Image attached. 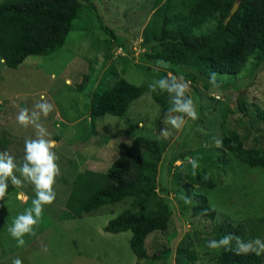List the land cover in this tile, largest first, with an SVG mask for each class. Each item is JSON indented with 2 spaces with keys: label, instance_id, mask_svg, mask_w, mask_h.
<instances>
[{
  "label": "rangeland",
  "instance_id": "obj_1",
  "mask_svg": "<svg viewBox=\"0 0 264 264\" xmlns=\"http://www.w3.org/2000/svg\"><path fill=\"white\" fill-rule=\"evenodd\" d=\"M162 1L94 0L97 13L109 26L119 29L116 31L124 38L129 52L114 44L101 29L94 9L87 7L79 9L61 49L48 56L28 57L16 70L0 61V151H8L17 163L22 162L24 141L35 138V130L20 126L16 116L20 108L31 110L44 96L54 110L41 120L57 142L54 151L60 167L54 186L56 199L44 206L35 236L26 235L23 247L17 246L9 227L17 215L31 207L34 185L24 182L0 200V264H12L14 257L23 264H176L181 248L195 252L194 264H218L222 249L207 247L209 240L221 237L217 225L238 227V236L244 239H263L258 219L264 212V171L246 166L230 153L227 165L218 163L216 158L224 120L228 129L239 134L243 147L264 148V123L257 117V111L264 109V56H252L236 76L216 75L218 86L208 83L205 88L199 82H191V97L194 100L193 91L199 96L195 103L200 107L199 117L195 121L185 118L180 130L164 123L166 116L148 93L134 100L122 118H93L90 114L95 90L112 88L119 80L149 86L168 74L140 60V55L155 51L148 48L153 44L144 45L143 39L145 33L160 26L156 9ZM172 2L173 13L188 12L190 0ZM212 26L197 34L211 31ZM87 74L90 78L80 88ZM239 99L245 106V115L239 110ZM165 127L172 133L168 138L161 136V128ZM137 136L168 143L167 155L160 164L158 187L168 190L167 200L174 211L166 230L147 237L148 256L138 263L129 246L130 232H104L109 220L131 209V199L79 219H61L74 176L80 172L104 176L118 155L119 144L129 143ZM190 157L199 162L196 174L205 172L221 182L207 192L210 205L217 211L213 222L194 216L192 204L184 199L185 175L192 174ZM195 192L203 191L196 188ZM45 247L46 252L42 250ZM169 247L172 250L168 260L154 258Z\"/></svg>",
  "mask_w": 264,
  "mask_h": 264
},
{
  "label": "trees",
  "instance_id": "obj_2",
  "mask_svg": "<svg viewBox=\"0 0 264 264\" xmlns=\"http://www.w3.org/2000/svg\"><path fill=\"white\" fill-rule=\"evenodd\" d=\"M239 6L228 21L226 18L235 3ZM94 9L101 29L114 44L127 49L124 38L116 27L105 22L94 0H1L0 1V61L9 69H19L31 56H48L61 49L78 17L79 9ZM172 0H163L156 13L160 26L145 33L143 42L155 51L140 55L147 66H155L157 60L167 62L161 69L173 75H183L191 82L207 87L211 73L236 76L243 72L249 59L258 54L264 56V0H190L189 10L175 12ZM214 27L207 33L197 34L207 26ZM115 28V29H114ZM151 47V48H150ZM93 71V68H90ZM83 77L80 88L89 80ZM144 93L150 94L164 116L169 107L167 93H149V86H135L119 80L112 88L94 91L90 114L93 118L112 116L122 118L132 102ZM190 95V93H188ZM196 103L199 98L192 93ZM191 96V95H190ZM239 110L246 114L242 99ZM199 111V106H196ZM258 120L264 123V109L257 111ZM168 143L159 139L137 136L129 143H120L118 155L104 176L77 173L71 184L62 220L79 219L92 215L102 207L116 205L131 199V209H125L104 227V232L119 234L130 232V249L137 263L148 256L145 241L155 231L168 227L174 215L167 200L168 190L159 185L161 162L167 155ZM220 153L216 161L229 162L228 153L250 168L264 171V148L243 147L239 134L222 123ZM181 157V154H179ZM207 177V179H205ZM182 185L183 196L190 202L191 212L207 221H214L217 211L207 198V192L221 184L207 173L186 174ZM198 188L202 193L195 192ZM15 191L9 181L5 197ZM263 228L264 212L258 219ZM218 236L225 233L240 235L238 227L217 225ZM172 248L161 252L155 259L168 260ZM195 252L181 248L176 264H194ZM262 255L237 256L220 251L218 264H262Z\"/></svg>",
  "mask_w": 264,
  "mask_h": 264
},
{
  "label": "clouds",
  "instance_id": "obj_3",
  "mask_svg": "<svg viewBox=\"0 0 264 264\" xmlns=\"http://www.w3.org/2000/svg\"><path fill=\"white\" fill-rule=\"evenodd\" d=\"M168 67L167 62L157 60L155 70ZM209 83L217 85L216 74L211 73ZM191 88V81L183 75L166 76L154 80L149 85V93H167L169 107L164 120L166 125L172 129L180 130L184 127L187 118L195 121L199 113L193 98L188 95ZM54 110V105L47 102L44 96L36 101L30 110L22 107L18 110L16 120L22 127H33L35 138L28 137L24 141V156L21 163H17L15 157L8 151H0V200H3L9 187V181L14 187H22L24 182L34 185L35 197L32 199L31 207L16 216L9 227L10 235L17 241L18 247L26 243V235L35 236V227L38 225L45 205H51L56 199L54 186L56 178L60 175V167L57 163L58 156L54 149L57 142L51 139V133L47 130L41 117H47ZM171 130L167 127L161 128V136L168 138ZM192 168V174L196 175L199 162L195 158H188ZM19 173V176L16 174ZM207 179V177H205ZM207 247L213 250L223 249L237 256L255 254L257 257L264 255V239H244L234 233H225L219 239H212L207 242ZM47 251V248H43ZM12 264H23L19 257L12 259Z\"/></svg>",
  "mask_w": 264,
  "mask_h": 264
},
{
  "label": "water",
  "instance_id": "obj_4",
  "mask_svg": "<svg viewBox=\"0 0 264 264\" xmlns=\"http://www.w3.org/2000/svg\"><path fill=\"white\" fill-rule=\"evenodd\" d=\"M238 6H239V4L237 2L233 5V7L230 10L229 16L226 18V21H228L230 19V17L236 12Z\"/></svg>",
  "mask_w": 264,
  "mask_h": 264
}]
</instances>
